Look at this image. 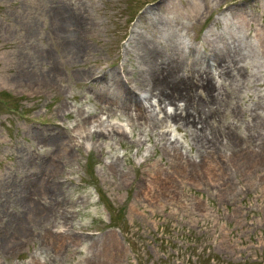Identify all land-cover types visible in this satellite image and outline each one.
<instances>
[{
  "label": "rangeland",
  "instance_id": "1",
  "mask_svg": "<svg viewBox=\"0 0 264 264\" xmlns=\"http://www.w3.org/2000/svg\"><path fill=\"white\" fill-rule=\"evenodd\" d=\"M0 264H264V0H0Z\"/></svg>",
  "mask_w": 264,
  "mask_h": 264
},
{
  "label": "bare ground",
  "instance_id": "2",
  "mask_svg": "<svg viewBox=\"0 0 264 264\" xmlns=\"http://www.w3.org/2000/svg\"><path fill=\"white\" fill-rule=\"evenodd\" d=\"M139 98V97H138ZM176 119V118H175ZM45 139V138H44ZM48 139V138H47ZM53 141H57L59 144L60 143H63L62 141H61V139L58 137V138H56V139H52ZM35 204L33 203V202H31L30 204H29V210L31 211V212H33V210H35V209H37V208H35V206H34ZM42 212V210H39V211H37V213H41ZM36 213V214H37ZM22 219V218H21Z\"/></svg>",
  "mask_w": 264,
  "mask_h": 264
}]
</instances>
